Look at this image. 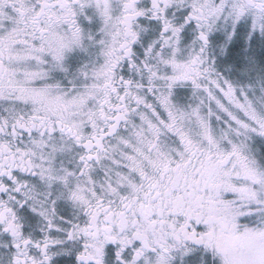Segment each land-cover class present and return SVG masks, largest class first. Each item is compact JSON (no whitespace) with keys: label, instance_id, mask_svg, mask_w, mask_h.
Masks as SVG:
<instances>
[{"label":"snow or ice","instance_id":"1","mask_svg":"<svg viewBox=\"0 0 264 264\" xmlns=\"http://www.w3.org/2000/svg\"><path fill=\"white\" fill-rule=\"evenodd\" d=\"M0 264H264V0H0Z\"/></svg>","mask_w":264,"mask_h":264}]
</instances>
